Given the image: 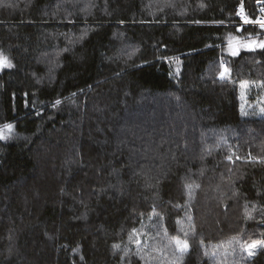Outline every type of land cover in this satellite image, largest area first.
Listing matches in <instances>:
<instances>
[{
    "label": "trees",
    "instance_id": "16d2710c",
    "mask_svg": "<svg viewBox=\"0 0 264 264\" xmlns=\"http://www.w3.org/2000/svg\"><path fill=\"white\" fill-rule=\"evenodd\" d=\"M262 1L0 0V264H264Z\"/></svg>",
    "mask_w": 264,
    "mask_h": 264
},
{
    "label": "snow or ice",
    "instance_id": "6c2138e0",
    "mask_svg": "<svg viewBox=\"0 0 264 264\" xmlns=\"http://www.w3.org/2000/svg\"><path fill=\"white\" fill-rule=\"evenodd\" d=\"M245 23H248L249 21L245 18ZM261 24V27L264 28V21L259 22ZM245 47L248 48H254V47H259L261 49H264V42H260L259 44H256L255 42H252L251 44L248 45H244ZM232 55L235 56L237 55V50L233 49L232 51ZM11 67V64L9 62H7V59L3 56H0V67ZM221 68L222 71L219 73V76L221 79H223L226 74H228V69L224 67L223 64H221ZM57 103H59V101H57ZM4 128L8 129L9 131L12 129V125L11 124H6L4 125ZM173 242L176 246V249L181 253H185L188 251V243L186 240H181L179 237H174L172 238ZM117 247V246H114ZM241 247L246 250L248 252L249 257H252L255 255V250L258 247H264V242H260V241H253L251 244H244L241 245Z\"/></svg>",
    "mask_w": 264,
    "mask_h": 264
},
{
    "label": "built area",
    "instance_id": "2783aa9c",
    "mask_svg": "<svg viewBox=\"0 0 264 264\" xmlns=\"http://www.w3.org/2000/svg\"><path fill=\"white\" fill-rule=\"evenodd\" d=\"M258 13L255 17H251L247 14L246 10L243 8V6L239 7L236 12V21L235 25L237 26H248V27H255L260 32L264 33V28L261 27V24L259 22L264 21V1L258 2ZM245 18L249 21L248 23H245ZM236 160L238 159L237 156L234 157Z\"/></svg>",
    "mask_w": 264,
    "mask_h": 264
},
{
    "label": "rangeland",
    "instance_id": "374dc122",
    "mask_svg": "<svg viewBox=\"0 0 264 264\" xmlns=\"http://www.w3.org/2000/svg\"><path fill=\"white\" fill-rule=\"evenodd\" d=\"M241 27V26H240ZM252 42H255L253 39H248L247 41H240V40H232L231 42L228 43V49H229V54L232 55V51L234 49V47H236L237 45H248V44H251ZM264 42V41H263ZM256 43V42H255ZM248 48V47H247ZM0 136L1 138H3V140H6V139H9L11 137V130L9 131L8 129L6 128H1L0 129Z\"/></svg>",
    "mask_w": 264,
    "mask_h": 264
},
{
    "label": "bare ground",
    "instance_id": "6f19581e",
    "mask_svg": "<svg viewBox=\"0 0 264 264\" xmlns=\"http://www.w3.org/2000/svg\"><path fill=\"white\" fill-rule=\"evenodd\" d=\"M258 10V9H257ZM257 12V11H256Z\"/></svg>",
    "mask_w": 264,
    "mask_h": 264
}]
</instances>
